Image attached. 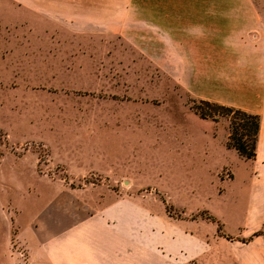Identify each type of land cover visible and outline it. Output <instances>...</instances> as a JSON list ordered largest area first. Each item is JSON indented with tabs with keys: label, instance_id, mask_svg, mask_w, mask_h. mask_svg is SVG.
Returning <instances> with one entry per match:
<instances>
[{
	"label": "rangeland",
	"instance_id": "1",
	"mask_svg": "<svg viewBox=\"0 0 264 264\" xmlns=\"http://www.w3.org/2000/svg\"><path fill=\"white\" fill-rule=\"evenodd\" d=\"M253 3L264 22V0ZM40 29L0 31L18 39L0 42V213L16 217L12 230L44 212L105 211L130 220L132 246L141 237L165 260L219 264L233 236L219 237L217 216L251 168L226 146L228 118L195 113L202 97L153 45Z\"/></svg>",
	"mask_w": 264,
	"mask_h": 264
},
{
	"label": "crops",
	"instance_id": "2",
	"mask_svg": "<svg viewBox=\"0 0 264 264\" xmlns=\"http://www.w3.org/2000/svg\"><path fill=\"white\" fill-rule=\"evenodd\" d=\"M23 25L49 37L103 34L153 45L155 60L176 67L189 92L260 113L245 191L231 199V213L225 200L217 216L225 232L219 237L233 236L219 245L218 261L264 264V22L253 0H0V31L13 35ZM8 39L18 43L0 32L3 45ZM37 217L12 230L16 217L0 213V264H179L144 238L132 246L130 220L114 224L105 211ZM192 248L177 249L190 257Z\"/></svg>",
	"mask_w": 264,
	"mask_h": 264
},
{
	"label": "trees",
	"instance_id": "3",
	"mask_svg": "<svg viewBox=\"0 0 264 264\" xmlns=\"http://www.w3.org/2000/svg\"><path fill=\"white\" fill-rule=\"evenodd\" d=\"M190 107L202 118L218 120L220 116H226L229 121L226 146L234 148L244 158L255 157L261 124L260 113L205 98H193ZM260 233L261 230H257L252 235Z\"/></svg>",
	"mask_w": 264,
	"mask_h": 264
}]
</instances>
